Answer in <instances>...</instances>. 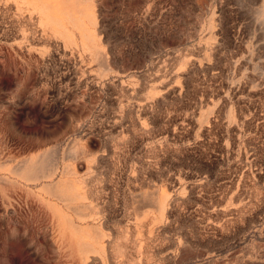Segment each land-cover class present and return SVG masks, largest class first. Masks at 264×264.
<instances>
[{
    "label": "rangeland",
    "instance_id": "1",
    "mask_svg": "<svg viewBox=\"0 0 264 264\" xmlns=\"http://www.w3.org/2000/svg\"><path fill=\"white\" fill-rule=\"evenodd\" d=\"M0 264H264V0H0Z\"/></svg>",
    "mask_w": 264,
    "mask_h": 264
}]
</instances>
